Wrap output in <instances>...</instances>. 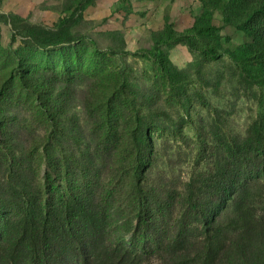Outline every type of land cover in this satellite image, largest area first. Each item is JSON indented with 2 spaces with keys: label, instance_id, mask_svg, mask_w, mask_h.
<instances>
[{
  "label": "trees",
  "instance_id": "obj_1",
  "mask_svg": "<svg viewBox=\"0 0 264 264\" xmlns=\"http://www.w3.org/2000/svg\"><path fill=\"white\" fill-rule=\"evenodd\" d=\"M198 1L200 12L186 30L165 22L152 33L153 46L142 51L156 62L171 87H183L191 76L203 79L205 61L221 57V28L213 21L214 11L221 9L222 25L235 26L245 35L242 43L228 41L225 53L237 63L241 78L259 87L263 103L244 134L227 138L211 167L175 176L173 170L151 161L152 119L138 108L131 112L128 169L137 220L132 232L141 251L133 250L111 243L107 236L105 184L99 185L98 175L116 161L112 148L118 129L109 119L111 110L104 108L100 127H90L76 110L85 96L82 86H90L84 74L59 78L32 70L21 81L35 94L49 121L41 149L53 191L50 198L42 197L41 183L27 170L24 149L17 141L14 149L6 147V139L0 143V264H264V0ZM72 16L59 17L53 28L16 15L1 14V20L13 29L20 27L29 44L45 47L75 38ZM180 42L201 55L192 74L169 55V48ZM104 96L107 102L112 100ZM117 100L134 103L124 94ZM181 119H174L172 130H181ZM0 128L1 140L5 130ZM62 165L78 166L82 174L64 173L63 184L55 189L50 179ZM88 167L90 173L85 172Z\"/></svg>",
  "mask_w": 264,
  "mask_h": 264
},
{
  "label": "rangeland",
  "instance_id": "obj_2",
  "mask_svg": "<svg viewBox=\"0 0 264 264\" xmlns=\"http://www.w3.org/2000/svg\"><path fill=\"white\" fill-rule=\"evenodd\" d=\"M148 1L0 0V126L5 130L1 145L6 139V147L14 149L16 141L23 147L27 170L40 181L42 197L50 198L53 190L47 184L41 149L50 125L38 107L35 94L26 88L21 77L32 70H45L59 78L84 74L83 80L90 86L83 85L84 90L81 85V95L85 96L76 106L79 115L90 127H100L105 119L104 108L109 109L112 112L109 119L115 121L118 129L116 146L112 148L116 161L108 163L107 169L98 175L99 185L105 184L107 236L111 243H123L139 251L132 232L137 220L131 194L133 178L128 169L132 163L127 131L133 122L131 112L138 108L139 113L145 111L152 119L151 161L158 167H168L177 176L214 165L225 140L241 137L263 104L259 87L245 82L238 74L237 63L225 53L223 47L228 41L242 43L245 35L235 26L222 25L221 9L213 14V21L221 28V57L205 61L201 70L203 79L194 80L191 76L192 80L183 87H171L142 48L153 46L152 33L165 22H171L177 30H186L192 16L200 11L182 14L161 0L158 5L162 6V14L157 16L156 11L148 10ZM71 13L74 20L70 29L75 38L45 47L29 44L20 27L13 29L9 22L1 20V14L16 15L53 28L59 17ZM169 55L190 74L196 70L195 61L201 58L182 42L170 47ZM104 94L112 100L107 102ZM120 94L134 101L133 106L128 101H118ZM180 117H183L181 130H172L174 119ZM14 155L20 158L18 150ZM91 169L88 167L85 172L90 173ZM64 173L77 177L82 170L75 165L55 168L50 179L53 188L63 184Z\"/></svg>",
  "mask_w": 264,
  "mask_h": 264
},
{
  "label": "crops",
  "instance_id": "obj_3",
  "mask_svg": "<svg viewBox=\"0 0 264 264\" xmlns=\"http://www.w3.org/2000/svg\"><path fill=\"white\" fill-rule=\"evenodd\" d=\"M159 1H161V0H150V1H148V6L150 5V8L148 10L149 11L150 10L156 11L157 16L162 14V12L160 13V10H162V6L158 5ZM165 1L170 3V6L174 7V9L175 8L178 9V12H180L182 14H186V13L190 14L192 11H194V12L200 11V4L197 3L195 0L193 2H192V0H165ZM154 2H156V3H154ZM196 3L199 4V6L197 5L198 6L197 8H196Z\"/></svg>",
  "mask_w": 264,
  "mask_h": 264
}]
</instances>
